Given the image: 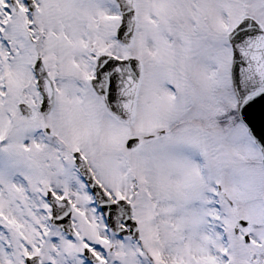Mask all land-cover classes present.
<instances>
[{
  "label": "snow or ice",
  "instance_id": "obj_1",
  "mask_svg": "<svg viewBox=\"0 0 264 264\" xmlns=\"http://www.w3.org/2000/svg\"><path fill=\"white\" fill-rule=\"evenodd\" d=\"M0 264H264V0H0Z\"/></svg>",
  "mask_w": 264,
  "mask_h": 264
}]
</instances>
